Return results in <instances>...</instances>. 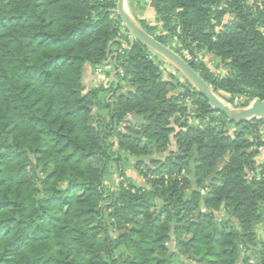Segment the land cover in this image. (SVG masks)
I'll return each mask as SVG.
<instances>
[{
  "label": "trees",
  "instance_id": "16d2710c",
  "mask_svg": "<svg viewBox=\"0 0 264 264\" xmlns=\"http://www.w3.org/2000/svg\"><path fill=\"white\" fill-rule=\"evenodd\" d=\"M117 3L0 0V264H264V119L231 123L164 80ZM129 3L235 108L264 100V0ZM109 59L115 80L87 88ZM154 149L165 158L143 161ZM131 159L149 186L112 191L110 165Z\"/></svg>",
  "mask_w": 264,
  "mask_h": 264
},
{
  "label": "water",
  "instance_id": "95a60500",
  "mask_svg": "<svg viewBox=\"0 0 264 264\" xmlns=\"http://www.w3.org/2000/svg\"><path fill=\"white\" fill-rule=\"evenodd\" d=\"M128 0H118L116 14L121 19L123 26L129 32L131 40L140 41L148 47L156 56L182 73L185 78L197 89L216 112L225 114L229 122L240 125L255 119H264V100L254 99L248 108L235 110L226 104L209 84L189 65L180 55L169 47L157 41L136 23L127 8ZM130 91H133L130 88ZM194 162L192 161V167ZM200 213V212H199Z\"/></svg>",
  "mask_w": 264,
  "mask_h": 264
},
{
  "label": "rangeland",
  "instance_id": "374dc122",
  "mask_svg": "<svg viewBox=\"0 0 264 264\" xmlns=\"http://www.w3.org/2000/svg\"><path fill=\"white\" fill-rule=\"evenodd\" d=\"M127 8H128V11L129 13L131 14V16L133 17V19L136 21V23L139 25V21H138V17L140 18H145V16L143 14H148L150 13V10L148 8H145L144 5H141L139 8L133 10L132 7L130 6V3H129V0L127 1ZM140 10H143L144 13H141ZM227 22V21H226ZM203 62H205V64L207 65V67L215 74V75H218V76H225L227 71L225 69H220V68H217L218 66V63L217 61H215L214 59H212L210 56H207V57H204L203 58ZM163 69L165 70L163 72V78L164 80H168L169 78V75L172 74L173 76H175L177 79L180 80L181 83L185 84L186 83V78L185 76L180 73L179 71H177L174 67H172L171 65L163 62ZM113 69L111 67V65H106L104 68H103V74L101 76H98L99 74L97 75H94L92 76L91 73H90V70H87V74L85 76V79H84V84L87 88H90V87H96L102 83H104L107 79L105 78V76L107 75V72H112L111 75L115 76L113 74ZM116 73V72H115ZM111 77V76H110ZM110 82V81H108ZM108 82H106L105 84H107ZM179 91L177 90H174L172 94H178ZM221 100H223L226 104H228L231 108L235 109V110H241V109H244V108H248L252 101L248 104L247 107H243V108H235L232 104H230L224 97H222L221 95L217 94ZM237 102V100H236ZM187 107L191 108V102L188 100L187 103H186ZM129 120L130 121H133L132 124H135L136 121H140L139 118L135 117V116H131L129 117ZM256 120H260V119H255L251 122H255ZM260 137H262V139L264 138V125H262L260 127ZM234 132V126H229V134H232ZM264 141V139H263ZM176 144V142H174ZM117 150V148H116ZM115 151V149H114ZM152 155L149 157V158H145L143 159V161L147 162V163H150L152 162L153 160H161V159H164L165 158V154H157L155 152V149L152 151ZM260 153H262V151H259ZM264 153V152H263ZM140 161L139 159H131V164L133 165H130L129 167H125V166H117L116 164H111L110 167H109V174L108 176H106V180H107V183L110 184V187L112 188V191L115 190V186L119 184V180L122 178V176H124V179L126 177H128L129 179H131L134 184H136L137 186L139 187H142V186H146L148 187V182L147 180L142 176V174L140 172H142V169L140 167V169H136L135 167V164ZM257 233L258 235L264 240V224L263 225H259L257 226ZM170 248L171 250L174 248V245L171 244L170 245ZM251 261L253 264H259V260L257 258V256H254L251 258Z\"/></svg>",
  "mask_w": 264,
  "mask_h": 264
},
{
  "label": "built area",
  "instance_id": "2783aa9c",
  "mask_svg": "<svg viewBox=\"0 0 264 264\" xmlns=\"http://www.w3.org/2000/svg\"><path fill=\"white\" fill-rule=\"evenodd\" d=\"M111 61V59H109L108 61H107V65H109V62ZM166 63V62H165ZM103 70L100 68V69H97L96 70V75L97 74H99L98 76H101L103 73ZM114 75H116L117 73H113ZM115 76H113V75H111V77H108V78H106L107 80L104 82V83H106V82H108V81H114L115 80V78H114ZM259 151H262V152H264V146H261L260 148H259Z\"/></svg>",
  "mask_w": 264,
  "mask_h": 264
},
{
  "label": "crops",
  "instance_id": "0c3cea01",
  "mask_svg": "<svg viewBox=\"0 0 264 264\" xmlns=\"http://www.w3.org/2000/svg\"><path fill=\"white\" fill-rule=\"evenodd\" d=\"M263 139H264V138H263ZM175 147H176V144L173 142L172 150H175ZM256 163H257L258 165H260V164H264V153H263V152L260 153V154L258 155V157L256 158Z\"/></svg>",
  "mask_w": 264,
  "mask_h": 264
}]
</instances>
